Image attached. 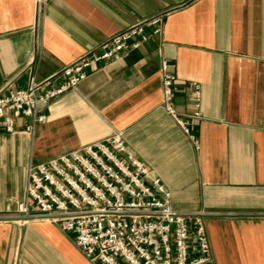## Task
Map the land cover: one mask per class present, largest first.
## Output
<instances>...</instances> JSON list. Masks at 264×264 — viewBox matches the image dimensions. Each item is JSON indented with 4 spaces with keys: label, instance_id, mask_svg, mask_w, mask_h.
I'll return each mask as SVG.
<instances>
[{
    "label": "crops",
    "instance_id": "0c3cea01",
    "mask_svg": "<svg viewBox=\"0 0 264 264\" xmlns=\"http://www.w3.org/2000/svg\"><path fill=\"white\" fill-rule=\"evenodd\" d=\"M154 16L161 35L100 63L40 110L32 133L28 119L0 129V264H97L55 225L9 218L30 163L111 135L160 179L174 210L208 213L213 264H264V0H0V90L54 78ZM162 64L189 135L161 106Z\"/></svg>",
    "mask_w": 264,
    "mask_h": 264
},
{
    "label": "built area",
    "instance_id": "2783aa9c",
    "mask_svg": "<svg viewBox=\"0 0 264 264\" xmlns=\"http://www.w3.org/2000/svg\"><path fill=\"white\" fill-rule=\"evenodd\" d=\"M45 4L48 0H35ZM154 16L109 37L96 51L67 65L54 78L25 88L0 90V129L32 133L44 121L40 110L73 90L102 62L117 59L126 47L139 48L162 33ZM161 106L186 135L189 123L173 107L175 76L162 64ZM196 101L199 86L195 84ZM193 119L200 118L195 111ZM208 213L181 212L158 177L124 144L120 135L85 144L27 167L25 194L10 221L24 225L46 221L72 234L81 253L97 264H213L204 218Z\"/></svg>",
    "mask_w": 264,
    "mask_h": 264
}]
</instances>
